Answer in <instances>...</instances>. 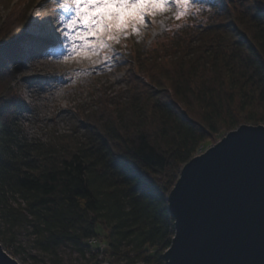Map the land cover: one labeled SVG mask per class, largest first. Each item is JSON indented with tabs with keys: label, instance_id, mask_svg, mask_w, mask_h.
Instances as JSON below:
<instances>
[{
	"label": "trees",
	"instance_id": "trees-1",
	"mask_svg": "<svg viewBox=\"0 0 264 264\" xmlns=\"http://www.w3.org/2000/svg\"><path fill=\"white\" fill-rule=\"evenodd\" d=\"M198 3L202 11L182 31L117 47L135 67L123 92L97 104L114 109L85 113L82 131L48 141L21 137L19 97L4 98L11 81L3 75L19 47L0 48V216L8 229L29 224L51 253L71 240L95 252V264L100 247L90 239L102 234L114 264L123 242L135 251L126 264H164L175 233L168 197L182 166L209 137L264 124V0Z\"/></svg>",
	"mask_w": 264,
	"mask_h": 264
},
{
	"label": "rangeland",
	"instance_id": "rangeland-1",
	"mask_svg": "<svg viewBox=\"0 0 264 264\" xmlns=\"http://www.w3.org/2000/svg\"><path fill=\"white\" fill-rule=\"evenodd\" d=\"M42 9L47 12L53 26L59 28L60 10L52 0H0V35L15 24L18 26L17 34L10 40L1 42L0 39V48L12 44L19 47L17 61L7 62L9 70L3 74L8 75L11 81V92L4 98L11 99L18 95L16 122L21 137L27 141H48L55 134H73L77 128L82 131L84 128L81 118L85 113L92 112L97 117H104L105 113L112 111L115 106L109 105L104 109L98 107L101 96L123 92L135 67L134 58L129 54L124 58L117 55L110 64H98L99 67H94L90 60L79 58L64 62L61 56L66 54V50L63 37L58 31L52 34V37H56V43L63 48L61 53L56 52L55 45L39 38H30L26 33L29 23ZM173 15L174 13L169 12L164 16L150 17L147 26L141 28L140 35L131 34L127 39H121L119 44H114L115 49L125 47L128 51L133 45L148 46L156 40L166 38V35L182 31L186 25L193 23L190 21L191 16L176 20ZM153 19L155 22H152ZM14 20L16 22L13 23ZM43 30L49 31V28ZM80 69L89 71L78 74ZM2 79L5 83L4 76ZM229 131H222L206 139L194 156L216 144ZM90 242L100 247L99 263L96 264H114L113 255L104 250L106 246L102 234L91 238ZM0 244L21 264H95V252L86 250L82 253L71 240L62 243L57 253L43 250L29 224L8 229L1 216ZM129 252L131 255L135 254L131 244L123 242L120 246L121 261L118 264H126Z\"/></svg>",
	"mask_w": 264,
	"mask_h": 264
},
{
	"label": "water",
	"instance_id": "water-1",
	"mask_svg": "<svg viewBox=\"0 0 264 264\" xmlns=\"http://www.w3.org/2000/svg\"><path fill=\"white\" fill-rule=\"evenodd\" d=\"M168 209L164 264H264V124H241L188 160ZM0 264L21 263L0 244Z\"/></svg>",
	"mask_w": 264,
	"mask_h": 264
},
{
	"label": "snow or ice",
	"instance_id": "snow-or-ice-1",
	"mask_svg": "<svg viewBox=\"0 0 264 264\" xmlns=\"http://www.w3.org/2000/svg\"><path fill=\"white\" fill-rule=\"evenodd\" d=\"M58 7L59 28L64 41V62L79 58L93 65L110 64L118 55L114 44L129 35H140L149 18L174 13L180 20L202 11L198 0H52ZM152 22H155L153 19ZM88 69L78 70V74Z\"/></svg>",
	"mask_w": 264,
	"mask_h": 264
},
{
	"label": "bare ground",
	"instance_id": "bare-ground-1",
	"mask_svg": "<svg viewBox=\"0 0 264 264\" xmlns=\"http://www.w3.org/2000/svg\"><path fill=\"white\" fill-rule=\"evenodd\" d=\"M47 16L46 11L43 9L40 10L39 14L33 17L29 23L26 33L29 34L30 38H39L48 44L55 45L57 47L56 52L61 53L60 51L63 50V48L57 44L58 42L56 43V37H52V34L57 33V27L53 26L52 21ZM47 27L49 31L44 32L43 28ZM94 67H99V65H94Z\"/></svg>",
	"mask_w": 264,
	"mask_h": 264
}]
</instances>
